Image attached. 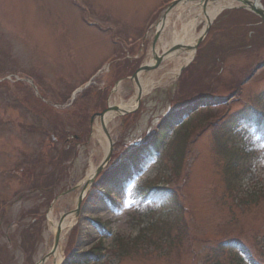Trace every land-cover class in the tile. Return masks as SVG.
Segmentation results:
<instances>
[{
  "label": "rangeland",
  "instance_id": "rangeland-1",
  "mask_svg": "<svg viewBox=\"0 0 264 264\" xmlns=\"http://www.w3.org/2000/svg\"><path fill=\"white\" fill-rule=\"evenodd\" d=\"M164 1L0 0V264H35L51 250L49 213L59 221L75 210L76 192L64 194L84 180L92 161L96 166L100 162L93 151L99 146L92 139L91 118L115 101L119 83L120 99L133 97L134 82L126 79L152 60L155 26L166 11L147 29L151 12ZM189 8L195 10L172 13L164 35L194 17L198 9ZM230 16L219 17L202 58L183 82L153 90L135 113L109 127L115 143L112 158L82 202L77 231L65 236L60 264L85 252L99 255L101 241L106 250L98 264H213L203 257L213 255L219 241L232 238L249 247L255 264H264L263 131L240 124L238 140L255 158L253 173L233 195L224 173L221 132L212 125L245 104L264 113V25L250 13ZM145 33L132 51L123 47ZM163 39L166 43L170 37ZM138 57L143 59L133 71L127 59ZM103 63L109 65L99 69ZM21 73L41 93L23 82L15 84ZM85 82L88 87L75 97L71 110L56 114L40 105L44 96L49 104L66 106ZM192 105L197 109L186 114L187 129L158 126ZM152 138L159 152L147 144ZM140 146L141 152L129 160ZM35 160L41 161L36 168L26 166ZM129 163L132 177L110 181L117 171L123 175L122 167ZM19 165L26 166L21 173ZM101 189H115L116 194L110 199ZM106 221L113 222L109 235L103 232ZM149 223L159 225L147 234L152 242L148 237L143 243L134 240ZM181 234L180 250L164 243L165 235ZM118 236L131 244L121 249ZM233 253L241 264H253L238 250Z\"/></svg>",
  "mask_w": 264,
  "mask_h": 264
},
{
  "label": "bare ground",
  "instance_id": "bare-ground-1",
  "mask_svg": "<svg viewBox=\"0 0 264 264\" xmlns=\"http://www.w3.org/2000/svg\"><path fill=\"white\" fill-rule=\"evenodd\" d=\"M236 5L235 2H233V0H225L222 1L220 3H218L217 5H212L211 7L208 8L207 10V17L209 18H214L217 14H219L224 8L227 7H232ZM177 10H182L183 13H191L193 12L195 9H190L189 8V2H184L182 4H180L179 6H175L174 8L170 9L168 11V18L167 20L163 21L158 29V32L160 34V39L158 40L159 43H157V47L160 46L161 44L165 43V40L163 39V37L169 38L170 40L167 41L168 42V48L176 46L177 44H181V45H187V46H191L195 43L196 39H197V34L195 35V27H196V19H191L187 25L186 21L187 20H182L181 22H183V26L179 29L177 26L174 27V30H171L168 32V34L164 33L166 32V29H168L171 25V15L172 13ZM163 39V40H161ZM171 41V42H170ZM166 42V43H167ZM156 47V48H157ZM152 49V48H151ZM154 54L151 52V57ZM175 55L172 54V57L169 58L170 59H174L175 57H173ZM193 58V53H188V56L183 57V58H179L177 60V64H175V67L173 68V70L167 72V73H162L160 74L158 70H150V71H143L140 74H138L136 81L134 82V95L133 97L127 101V102H123L120 97L119 94L121 92V88L122 85L117 87L115 89V95H114V102L110 103L111 107H122L123 110L122 111H129L132 108L135 107L136 105V101H137V96L139 93H142L143 96H146L148 94H150L153 90H155L156 88L163 86L166 83L171 82L172 80H174L178 74H179V68L177 69L178 64L181 61H189L192 60ZM154 60H149L148 62H146L145 66L147 67H152ZM154 66V64H153ZM120 112L116 111V110H111L109 111L105 118L103 119V124L101 122L100 119H97L92 127V139L94 141V143L98 144L99 149L98 151H95L96 157H98L100 159V161L103 160V158L106 156L107 152L109 151V141L107 139V136L104 132V126L106 127H111L113 128V126L116 123V119L118 118V116ZM110 130V128H109ZM96 165L95 163H93V161L91 162L90 168H89V173H93L96 169ZM76 218L71 215L68 218H66V220L63 222L62 226L60 227V231L61 233L65 232L76 222L75 220ZM58 228V221L55 220L53 218V213L51 212L49 215V232H54L56 229ZM63 251L61 250V248L58 250V252L55 255V263L60 264V262L63 259Z\"/></svg>",
  "mask_w": 264,
  "mask_h": 264
},
{
  "label": "trees",
  "instance_id": "trees-1",
  "mask_svg": "<svg viewBox=\"0 0 264 264\" xmlns=\"http://www.w3.org/2000/svg\"><path fill=\"white\" fill-rule=\"evenodd\" d=\"M172 119H168L165 124L166 125H170ZM250 153L245 154L243 151L241 150H234V152H231L230 154V159L229 160V166H227V170L230 174L233 175V181H237L238 179H240L242 174L247 175L248 174V158ZM183 234H181L182 236ZM180 237H175V239H177V241H175L174 239L170 238V245H174L175 243L180 244ZM169 238V237H168ZM225 241H220L218 242V246L217 249L213 252V255L210 254V252L208 253L207 257L205 258V260L203 259L204 263H213V264H226V262H228V256L231 259V263L232 261L235 262L236 259L233 257V255H228L227 252V246L224 244ZM96 253H81L79 255H73L72 257H70L69 260L66 261L65 264H72V263H77V261H91V259L93 258V256H95ZM235 264V263H233Z\"/></svg>",
  "mask_w": 264,
  "mask_h": 264
},
{
  "label": "water",
  "instance_id": "water-1",
  "mask_svg": "<svg viewBox=\"0 0 264 264\" xmlns=\"http://www.w3.org/2000/svg\"><path fill=\"white\" fill-rule=\"evenodd\" d=\"M244 4H245L249 9H251L252 11H254L255 13H257V15H259V16L262 18V20L264 21V10L261 9V8H259V6H258L256 3H254V2H249V1H247V0H244ZM140 99H141V95L139 96V100H140ZM103 116H104V114L101 115L102 118H103ZM109 159H110V156H108V158H107V160L105 161V163L103 164V166H102L101 168H99V170L96 172L95 175H97V174H98V173L104 168V166L108 163ZM88 184H89V182H88ZM77 214H78V212H77ZM62 221H63V220H62ZM59 245H60V231H57V232L55 233V236H54V245H53V249H52V251L50 252V254H49L44 260H42V262H40V264H44L45 261H46L48 258L54 256V254L56 253V251H57Z\"/></svg>",
  "mask_w": 264,
  "mask_h": 264
}]
</instances>
